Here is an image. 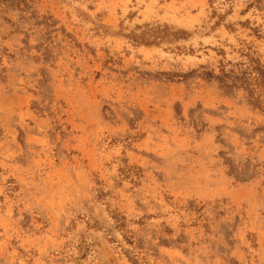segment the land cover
Returning <instances> with one entry per match:
<instances>
[{
	"label": "rangeland",
	"instance_id": "1",
	"mask_svg": "<svg viewBox=\"0 0 264 264\" xmlns=\"http://www.w3.org/2000/svg\"><path fill=\"white\" fill-rule=\"evenodd\" d=\"M0 264H264V0H0Z\"/></svg>",
	"mask_w": 264,
	"mask_h": 264
}]
</instances>
